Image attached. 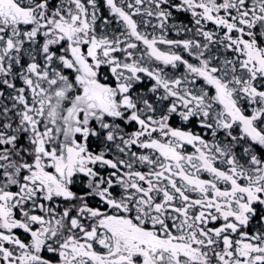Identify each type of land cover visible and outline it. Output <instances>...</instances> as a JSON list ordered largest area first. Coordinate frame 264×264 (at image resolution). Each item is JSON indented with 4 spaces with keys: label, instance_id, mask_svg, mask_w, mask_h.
Here are the masks:
<instances>
[{
    "label": "snow or ice",
    "instance_id": "1",
    "mask_svg": "<svg viewBox=\"0 0 264 264\" xmlns=\"http://www.w3.org/2000/svg\"><path fill=\"white\" fill-rule=\"evenodd\" d=\"M0 264H264V0H0Z\"/></svg>",
    "mask_w": 264,
    "mask_h": 264
}]
</instances>
